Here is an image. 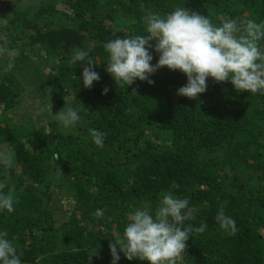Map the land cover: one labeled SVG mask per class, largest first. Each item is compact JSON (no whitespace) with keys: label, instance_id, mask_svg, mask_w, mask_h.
I'll use <instances>...</instances> for the list:
<instances>
[{"label":"trees","instance_id":"16d2710c","mask_svg":"<svg viewBox=\"0 0 264 264\" xmlns=\"http://www.w3.org/2000/svg\"><path fill=\"white\" fill-rule=\"evenodd\" d=\"M178 7L214 23L221 14L264 21V0H0V47L17 53L9 71L0 56V151L13 159L0 165V191L16 201L13 213L0 212V231L23 264H112L109 244L128 214L155 209L164 193L189 200L185 227L207 225L177 264H264V94L209 78L190 99L177 94L187 83L180 71L163 67L154 83L128 87L106 71V42L145 35L146 11ZM77 48L100 75L91 88L87 65L71 62ZM67 104L81 110L75 130L54 117ZM90 129L105 133L103 148ZM220 209L236 221L234 235L220 229Z\"/></svg>","mask_w":264,"mask_h":264},{"label":"clouds","instance_id":"9594fccd","mask_svg":"<svg viewBox=\"0 0 264 264\" xmlns=\"http://www.w3.org/2000/svg\"><path fill=\"white\" fill-rule=\"evenodd\" d=\"M147 25L145 35L117 37L106 42L105 51L108 62L106 71L116 84L130 86L137 79L154 83L149 77L157 70L167 67L180 71L187 83L177 90V94L196 99L207 90L209 78L216 82H230L239 91L251 94H264V21L252 18L229 17L221 14L214 23L204 16L186 7H178L165 15L146 11L143 17ZM159 55L152 64L153 48ZM17 53L6 47H0V56L7 55L9 62L5 71L15 67L13 58ZM71 62L87 65L83 68L82 80L85 88H91L100 80L98 72L93 70L89 52L74 49ZM103 92L106 94L108 88ZM80 109L66 105L56 117L63 127L75 130L81 122ZM91 141L99 148L104 147L105 133L90 129ZM10 152L0 151V165L11 167ZM15 197L11 190L0 191V212L11 214L15 211ZM96 216L103 215L97 209ZM193 219L189 210V200L172 193H164L159 205L153 209L149 205L135 208L128 214L123 236L114 238L109 244L112 264H118L120 253L129 260L147 261V264H177L186 250V242L192 232H203L207 227L202 224L193 228L184 226V222ZM216 221L229 235L237 232L236 221L223 209L216 215ZM22 253L8 237L6 231H0V264H23Z\"/></svg>","mask_w":264,"mask_h":264},{"label":"rangeland","instance_id":"374dc122","mask_svg":"<svg viewBox=\"0 0 264 264\" xmlns=\"http://www.w3.org/2000/svg\"><path fill=\"white\" fill-rule=\"evenodd\" d=\"M33 103H31V104H27V106L26 107H28V108H33L34 110H36L37 109V107L35 106V107H31V105H32ZM40 108H43V106L42 105H38ZM28 117H29V114L27 115V116H25L24 117V122H26L27 120H28Z\"/></svg>","mask_w":264,"mask_h":264}]
</instances>
